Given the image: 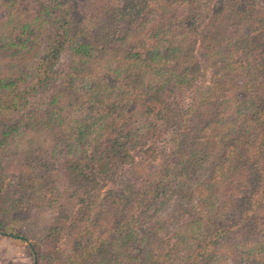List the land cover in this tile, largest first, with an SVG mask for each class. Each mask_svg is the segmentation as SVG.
<instances>
[{"label": "rangeland", "instance_id": "rangeland-1", "mask_svg": "<svg viewBox=\"0 0 264 264\" xmlns=\"http://www.w3.org/2000/svg\"><path fill=\"white\" fill-rule=\"evenodd\" d=\"M168 1L111 55L104 22L116 20L111 11L123 0H80L73 17L97 45L74 63L65 47L54 74L34 87L43 35L19 51L12 40L21 32L9 23L13 9L22 17L37 2L0 0V75L25 72L12 105L8 75L0 84V264H264V0H209L193 44L169 30L186 14L199 16L204 0H190L192 11L190 1ZM220 3L226 10L214 20ZM113 25L115 39L129 31L123 21ZM157 34L161 50L172 39L188 44L190 57L147 67L155 62L143 48ZM131 53L142 64L111 73V57ZM71 68L73 96L100 85L118 100L99 102L97 92L54 99ZM150 100L162 114L136 105ZM113 117L128 149L101 164L97 141L109 138L103 127ZM67 160L74 180L62 169Z\"/></svg>", "mask_w": 264, "mask_h": 264}, {"label": "trees", "instance_id": "trees-1", "mask_svg": "<svg viewBox=\"0 0 264 264\" xmlns=\"http://www.w3.org/2000/svg\"><path fill=\"white\" fill-rule=\"evenodd\" d=\"M80 0H36V8L34 10L27 7V10L25 12V16H15L14 11L10 12V18H13L12 21H10L9 25H13L11 31L17 30L20 31L19 39H14L12 42H15L13 47H18L19 51L21 47H23L26 40L32 39V40H38V38L43 35L42 41H38V48L37 50L38 55L36 56L37 62L35 65L32 66V72L31 77L33 80V86L36 87L38 85H43L45 82L54 74L53 66L55 64V61L58 59L59 54L61 51L65 49V47L72 50L73 55V63L74 59L79 57V61L83 59V57L87 54V51L90 49V47L95 48L94 45H97L96 43V37L92 38V36H89V38L84 39V35L87 33H84L81 31L82 29L79 28L80 22L78 21L79 25L77 24L75 18L73 17L74 13L78 9V4ZM177 3L180 5H186L189 3L190 0H176ZM40 4V5H38ZM209 5V0H204L203 5L195 6L196 13L200 15H184L183 19L177 21L172 26V29L169 30V32H174L175 34H179L183 39V42H187L188 44L194 43L193 33L192 29L193 27H196L199 25L201 21H206V19H209V12H206V7ZM220 8L217 10V12L210 11L212 17L214 20L221 18L223 16V12L226 10V6L224 4L220 3ZM171 6L170 2L167 0H123L122 4L118 6L117 8L113 9L112 16L115 17V21H108L106 16V20L104 22V36L103 39L107 41V44L109 45V50H107V53H110L111 55H114L113 53L118 52V48L120 46H124V42L132 36L136 30L137 27L141 24H144L146 20H148L151 15H154L155 12H157L160 8ZM242 8L244 6L240 5ZM188 11L194 10V6L192 7V2L190 1V4L187 6ZM208 10V9H207ZM32 12V13H29ZM199 12V13H198ZM15 17H17L19 20H15ZM108 21V25H113L117 23L118 21H123L127 25V28L129 31L121 33L119 37L120 39L116 38V33H113V27H108L105 23ZM210 22V20H209ZM107 29H106V27ZM114 26V25H113ZM17 33V32H16ZM101 33V32H100ZM163 33V32H162ZM162 35V34H161ZM161 35H155L153 38L148 39V44L146 47H144V51L142 54H148L152 61L155 62L152 64L146 65L150 68V66H153V71L160 70L169 60L176 63L178 62L179 65L183 64V61L187 59V55L190 57L191 49L189 48L188 44L187 46H179L176 45L175 42L172 41V39H168L167 46L164 50H161L160 43L161 40L158 38L161 37ZM172 37V36H171ZM125 39V40H124ZM109 42V43H108ZM42 43V45H41ZM78 45V46H77ZM139 50H142V48L138 49L136 53L134 54H141ZM183 52V53H182ZM131 53V56H129V60L120 59L119 57H114L110 59L116 63L117 66L115 68H111V73L114 71L117 73V70L119 68H122L123 70L128 69V67H133L136 64L140 63L141 61L136 58V56ZM116 54L115 56H117ZM25 56H23L24 58ZM27 59V55H26ZM1 60V59H0ZM181 63V64H180ZM145 65V64H144ZM6 74L0 75V84L3 82L4 77H7L8 80L5 79V86L14 93L13 101L10 103L11 105L17 101V98L19 96V82L21 81L25 72L24 70L20 71L18 74L17 70H14L11 72V70L6 69ZM75 70L70 69L68 73L62 76L61 79V85L57 92L55 93L54 99H61L66 98V95H69L70 97H75V101H77V97H84L86 95H95L97 92V101L99 102H108V103H114L113 101H117L119 94L113 95L109 88L107 86H95L92 85L87 89L86 93L78 95L77 92H75V96L72 95V90L75 87L76 82V75ZM126 71V70H125ZM113 72V74H114ZM140 73L137 69L135 71H132V73ZM174 75L176 74L173 71ZM1 74V73H0ZM141 78V76H139ZM179 77V76H178ZM138 80L135 78L134 83ZM133 84V83H132ZM2 86V85H1ZM141 86L139 83L136 84V87ZM162 87V86H161ZM161 87H159L161 89ZM136 89V88H135ZM133 90V89H132ZM144 91L140 92H134L135 94V100L139 101L143 96H140L143 94ZM154 92V91H153ZM161 90H156L154 94H160ZM22 94V93H20ZM146 95H150L149 92H146ZM64 96V97H63ZM15 97V98H14ZM114 99V100H113ZM142 102V100H140ZM151 101V100H150ZM148 101L146 103L139 102L138 105L140 110L144 113L148 111L146 115L149 114L151 111H157L158 114H162L163 111L160 109L159 106L155 104L154 101ZM99 104L96 102L97 107V113L99 115H102V118L104 119L106 111L103 112V110L100 109ZM114 105V104H113ZM73 108L76 107V103H72ZM3 102L0 99V108H3ZM5 109L7 110L6 106ZM74 112V109L72 110ZM1 112V109H0ZM104 115V116H103ZM114 119V121H107L104 124L103 130H106V133L109 134V138L106 140H99L97 141V152L101 155V164H104V162L108 163V159L111 160L113 156H116L115 151L119 147H123L125 149H128L127 142H125L123 145L120 144L118 141L120 140V137L122 132L118 130V125L115 123L117 120L115 117L111 118ZM117 122V121H116ZM6 130L3 133L2 138H6V136L11 133L14 128ZM84 126L81 127L79 130L73 133V136H83L84 132ZM127 139V138H126ZM126 141V140H125ZM70 160H67L65 164H62V169L64 173L66 174V178H70L74 180L75 174L77 173V169L75 166V163L69 162ZM77 162H80L79 160H75ZM65 162V159L63 160ZM82 162V161H81ZM78 167V166H77ZM11 237L19 238V236L11 234ZM31 252L34 254L35 250L30 246ZM188 264V263H186Z\"/></svg>", "mask_w": 264, "mask_h": 264}]
</instances>
